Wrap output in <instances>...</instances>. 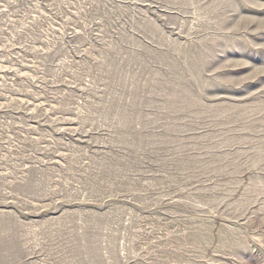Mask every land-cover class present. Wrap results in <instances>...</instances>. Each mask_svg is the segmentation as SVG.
<instances>
[{
	"label": "rangeland",
	"instance_id": "rangeland-1",
	"mask_svg": "<svg viewBox=\"0 0 264 264\" xmlns=\"http://www.w3.org/2000/svg\"><path fill=\"white\" fill-rule=\"evenodd\" d=\"M0 264H264V0H0Z\"/></svg>",
	"mask_w": 264,
	"mask_h": 264
}]
</instances>
